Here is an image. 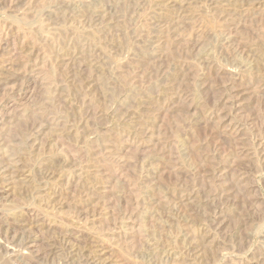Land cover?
I'll use <instances>...</instances> for the list:
<instances>
[{
	"label": "rangeland",
	"instance_id": "1",
	"mask_svg": "<svg viewBox=\"0 0 264 264\" xmlns=\"http://www.w3.org/2000/svg\"><path fill=\"white\" fill-rule=\"evenodd\" d=\"M0 101V249L264 264V0H0Z\"/></svg>",
	"mask_w": 264,
	"mask_h": 264
},
{
	"label": "bare ground",
	"instance_id": "2",
	"mask_svg": "<svg viewBox=\"0 0 264 264\" xmlns=\"http://www.w3.org/2000/svg\"><path fill=\"white\" fill-rule=\"evenodd\" d=\"M259 3V2H258ZM74 26V25H73ZM74 28V27H73ZM74 29H77V28H74ZM75 31V30H74ZM193 31H190L189 32V34L190 35H193ZM131 47V46H130ZM35 65V64H34ZM42 68V67H41ZM40 69V68H39ZM232 70V69H231ZM40 71V70H39ZM234 73V72H233ZM52 75V74H51ZM47 76H49V80H51L50 78L52 77H50V75H47ZM54 76V75H53ZM55 78V77H54ZM48 80V81H49ZM53 80V79H52ZM53 82H55V81H52V83ZM234 99H235V96H234ZM234 99H233V101H234ZM236 100V99H235ZM1 102V101H0ZM232 105H233V103H232ZM35 119V118H34ZM34 125V124H33ZM32 125V126H33ZM31 126V128H33ZM36 128V127H35ZM32 130V129H31ZM34 130V129H33ZM2 141V140H1ZM4 142V141H3ZM4 144V143H3ZM14 145H16V144H14ZM4 158V157H3ZM2 158V159H3ZM10 161V160H9ZM13 162H15V161H13ZM17 162V161H16ZM8 163V162H7ZM96 163V162H95ZM6 164V163H5ZM13 164V163H12ZM15 164L16 163H14V166H15ZM97 165H98V163H96ZM2 166V165H1ZM0 166V167H1ZM8 166V165H7ZM104 166H106V169L107 170H109L110 172L112 171V167H111V165L109 164V162L108 163H105V165ZM13 167V166H12ZM15 168V167H14ZM17 168V167H16ZM1 169V168H0ZM17 170V169H16ZM1 172L3 171L2 169L0 170ZM13 171V170H12ZM11 171V172H12ZM0 172V173H1ZM22 172V171H21ZM14 173V172H13ZM17 173V172H16ZM20 172H18V174H19ZM6 175V174H5ZM4 175V176H5ZM49 175H54V174H49ZM11 176H12V174H11ZM14 176V175H13ZM51 176V177H52ZM48 177V176H47ZM10 180V179H9ZM47 180H48V178H47ZM1 182V181H0ZM4 182V181H3ZM2 184V183H1ZM1 186V185H0ZM39 192H40V190H39ZM37 204V203H36ZM36 204H34V205H36ZM89 205V204H88ZM46 207H48L47 205H45ZM45 206L43 205V208H45ZM35 207V206H34ZM92 207V206H91ZM37 208L40 210V206H39V204L36 206V210H37ZM83 208V207H82ZM97 207L95 206L94 207V209L91 211V209H90V212H92V215H93V213L94 212H96L98 209H96ZM53 209V208H52ZM42 210V209H41ZM22 211V210H21ZM35 211V210H34ZM43 211V210H42ZM23 212V211H22ZM44 212V211H43ZM45 215H47L46 213H48V209L47 210H45ZM50 213V212H49ZM48 213V214H49ZM51 213H52V210H51ZM62 213V212H61ZM21 214V213H20ZM24 214V213H23ZM53 214V213H52ZM51 214V215H52ZM68 214H70V213H68ZM26 215V214H25ZM50 215V216H51ZM56 215V214H55ZM49 216V215H48ZM49 216V217H50ZM54 216V215H53ZM65 216V215H64ZM68 216V215H67ZM82 216H84L85 218H86V221L88 220V215L87 214H84V213H82V212H78V216L76 217V218H78L79 219V217H82ZM48 217V218H49ZM93 217V216H92ZM36 219V218H35ZM68 219V218H67ZM72 220H73V218H71ZM124 219V217L122 218V220ZM2 220V219H1ZM6 220V219H5ZM121 220V219H120ZM33 221V220H32ZM64 221H66V220H64ZM69 221H70V219H69ZM76 221L77 220H75V221H71V222H69V223H71V225H73V226H71V227H74V225L75 224H77V226H78V223H76ZM115 221H117V220H115ZM31 222V221H30ZM66 222H68V221H66ZM74 222H75V224H74ZM114 222V221H113ZM120 221H119V219H118V223H119ZM73 223V224H72ZM35 224V223H34ZM117 224V222L116 223H114L113 224V226H115ZM120 224V223H119ZM43 225H47L48 226V223L47 224H43ZM52 225V224H51ZM80 225V224H79ZM112 225V224H111ZM121 226H122V222H121V224H120ZM4 226V225H3ZM40 226V225H39ZM38 226V227H39ZM57 226V225H56ZM61 226H62V224H61ZM76 226V225H75ZM82 226V225H81ZM113 226H111L112 228H115V227H113ZM118 225H116V227H117ZM60 227V226H59ZM70 227V226H69ZM40 228V227H39ZM50 228V227H49ZM63 228V227H62ZM118 228V227H117ZM48 229V228H47ZM64 229V228H63ZM77 229V228H76ZM83 229V228H82ZM86 229H88V228H86ZM109 229H111V228H109ZM116 229V228H115ZM37 230H39V229H37ZM66 230V229H65ZM64 230V231H65ZM67 231H69L68 233H69V235H72V233L70 234V230H67ZM67 231H65L66 233H67ZM2 232H4V234L3 235H5V237H8V232H9V228H5V230L4 231H2ZM1 232V233H2ZM111 232H113V231H110L109 233H111ZM65 233V234H66ZM107 233H108V229H107ZM62 234V233H61ZM15 235V234H14ZM63 235V234H62ZM61 235V236H62ZM74 235V234H73ZM80 235V234H79ZM104 236V235H103ZM102 236V237H103ZM107 236V235H106ZM105 236V237H106ZM58 237H60V236H58ZM101 236H100V238H102ZM64 239H65V241L67 242V239L69 238V236L67 237L66 235L63 237ZM74 238V237H73ZM110 238V237H109ZM109 238H108V240H109ZM6 239V238H5ZM9 239V238H8ZM12 239V238H11ZM14 239V238H13ZM16 239V238H15ZM14 239V240H15ZM60 239V238H59ZM104 239V238H103ZM103 239H101V241H99V242H101L102 243V240ZM106 239V238H105ZM104 239V240H105ZM111 239V238H110ZM18 240V239H17ZM20 240V239H19ZM28 240V242H26L25 240V242H23V243H21L20 244V246H19V248L18 249H16V247H14L15 245H17L16 243H15V245L13 246V242L12 241H7L8 242V245L6 246H1V249H0V252H1V254H2V256H0V264H30L31 262H33V261H35L36 260V258H37V256L35 255V251L34 250H32L33 249V247L34 246H37V245H35L34 243L36 242V241H34L33 239H31V240H29V239H27ZM69 240V239H68ZM100 240V239H99ZM108 240H106L107 242H108V244H109V241ZM64 241V242H65ZM70 241V240H69ZM72 241V240H71ZM76 241V240H75ZM106 241H104V242H106ZM10 242V243H9ZM60 242V241H59ZM62 242V241H61ZM63 242V243H64ZM104 242L102 243V244H104ZM106 242V243H107ZM110 242H112V241H110ZM74 243V242H73ZM199 243V242H198ZM18 244H19V242H18ZM34 244V245H33ZM48 244V243H47ZM66 244H68V243H66ZM100 244V243H99ZM101 244V245H102ZM69 245H70V243H69ZM71 245H72V243H71ZM70 245V246H71ZM76 245V244H75ZM97 246L96 247V249H95V251L93 250V249H91V250H93L92 252H91V250H88L87 251V255H85L84 254V252L82 251H80V250H78V249H74L73 251L71 250H69L68 251V255L66 256V254H64L66 257L64 258V261H67V262H73V263H75V264H105L104 262L102 263V262H98V260H95V258L96 259H100V257H99V255L101 254H103V253H105V252H107V251H110V250H107V249H109V248H107L108 246L107 245H105V246H107V247H105L104 245L103 246ZM110 246H112L111 244H109ZM9 246H11V247H9ZM42 246V245H41ZM66 246V245H65ZM73 246H74V244H73ZM52 247V246H51ZM63 247V246H62ZM76 247V246H75ZM74 247V248H75ZM35 248V247H34ZM50 248V247H49ZM70 248V247H69ZM89 248V247H88ZM111 248V247H110ZM64 249V248H63ZM67 249V248H66ZM72 249V248H71ZM90 249V248H89ZM61 250V249H60ZM65 250V249H64ZM78 250V251H77ZM84 250V249H83ZM107 250V251H106ZM39 251V250H38ZM64 252H66V251H64ZM110 253V252H109ZM104 255V254H103ZM127 257V256H126ZM56 258H58V257H56ZM55 258V259H56ZM60 260V259H59ZM104 260V259H103ZM56 261V260H55ZM61 261H63V259L61 260Z\"/></svg>",
	"mask_w": 264,
	"mask_h": 264
}]
</instances>
